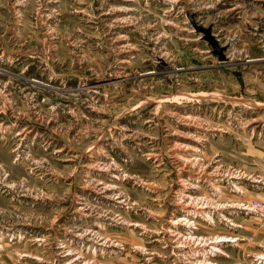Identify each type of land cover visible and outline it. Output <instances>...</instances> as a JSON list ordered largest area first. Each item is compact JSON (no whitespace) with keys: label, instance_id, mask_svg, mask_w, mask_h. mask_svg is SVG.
<instances>
[{"label":"rangeland","instance_id":"rangeland-1","mask_svg":"<svg viewBox=\"0 0 264 264\" xmlns=\"http://www.w3.org/2000/svg\"><path fill=\"white\" fill-rule=\"evenodd\" d=\"M264 0H0V264H264Z\"/></svg>","mask_w":264,"mask_h":264},{"label":"built area","instance_id":"built-area-1","mask_svg":"<svg viewBox=\"0 0 264 264\" xmlns=\"http://www.w3.org/2000/svg\"><path fill=\"white\" fill-rule=\"evenodd\" d=\"M247 208L251 209V210H254L255 212L259 213V214H262L264 213V205H261L257 202H251Z\"/></svg>","mask_w":264,"mask_h":264}]
</instances>
